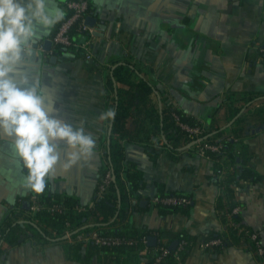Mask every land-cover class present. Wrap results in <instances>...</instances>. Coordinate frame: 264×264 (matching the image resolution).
Segmentation results:
<instances>
[{
    "label": "crops",
    "instance_id": "obj_1",
    "mask_svg": "<svg viewBox=\"0 0 264 264\" xmlns=\"http://www.w3.org/2000/svg\"><path fill=\"white\" fill-rule=\"evenodd\" d=\"M67 1L56 0L64 12ZM87 1L94 29L90 59L52 52L57 24L35 45L40 63L20 66L21 73L30 75L40 68L43 108L51 118L74 128L84 121L85 134L96 141L91 159L79 161L68 171L62 170L65 153L61 152L55 176L45 189L61 198L72 197L81 206L92 205L98 194L109 128L108 120L99 117L107 111L104 78L110 59L129 55L150 66L162 105L200 123L227 124L223 105L227 92L234 93L237 107L244 104L245 97L264 94V0H122L121 4L115 0L111 4L108 0L103 4ZM47 40L51 42L49 50L45 48ZM262 102L256 100L248 109ZM127 125L131 126L130 119ZM247 127L244 140L252 154L248 167L263 178L232 185L233 202L240 207L241 223L256 230L264 244V114L250 117ZM124 157L125 162L134 163L143 173L144 186L138 191L137 202L139 207H147L133 211L130 220L136 226L162 231L165 240L184 230L196 235V243L183 264H260L246 244H231L219 251L203 247L206 232L224 229L217 210L220 190L210 178L213 164L209 159L185 151L172 158L162 152L153 164L137 143L125 146ZM0 181L1 224L13 208H26L33 193L20 195L9 191L3 177ZM156 182L168 190L192 193L189 217H163L149 205L157 193ZM72 242L68 235L45 245L31 238L7 248L5 256H0V264H99L95 257L88 263L71 259L68 251Z\"/></svg>",
    "mask_w": 264,
    "mask_h": 264
},
{
    "label": "trees",
    "instance_id": "obj_2",
    "mask_svg": "<svg viewBox=\"0 0 264 264\" xmlns=\"http://www.w3.org/2000/svg\"><path fill=\"white\" fill-rule=\"evenodd\" d=\"M89 8L88 6L87 13L90 12ZM70 14L71 11L66 10L56 31ZM88 37L86 32H77L74 24L69 30L71 45L54 44L52 52H68L73 58H85V51L80 44ZM109 63L104 78L106 110L113 109L115 118L108 120L111 130L105 141L100 170L99 184L106 173L110 172L106 190L100 193L98 187L97 197L90 206H81L72 197L61 198L58 194L45 191L38 194L40 207L35 212L29 209V197L26 208H13L0 224V256H5L7 248L31 238L42 245L55 243L68 231V237L73 240L69 245V257L83 263H88L95 257L99 264H183L196 243V235L184 230L165 240L162 231L146 225L136 226L130 220L133 211L147 207L141 208L137 202L140 198L138 191L144 186L143 173L134 163L125 162L124 149L129 143L140 144L153 164L162 152L176 158L183 151L199 154L203 148L204 157L213 164V175L210 178H214V183L220 190L217 210L224 225L222 231L206 232L204 242L219 240L218 244L207 247L212 251H219L231 244H246L253 251L252 243L246 236L238 234L236 229L230 227L229 221L243 225L239 213H230L236 206L233 202L232 185L247 180L256 182L263 178L248 167L252 154L244 139L249 130L248 119L264 114V94L245 97L244 104L237 107L234 105V93L227 92L223 105L227 110L228 122L223 126L212 121L200 123L181 111L173 110L181 122L190 126L197 125L202 129L197 140H193L172 117V108L162 105L163 99L159 95L154 70L150 66L132 60L129 55L110 59ZM256 100L263 101L262 105L253 110L248 109ZM129 119L130 127L127 125ZM206 145H217L219 149L212 150ZM222 167L227 168L224 178L217 174ZM156 186L155 197L158 200L151 199L148 202L159 215L165 217L183 214L189 217L193 207L192 193L168 190L160 182H156ZM173 197L185 198L188 202L164 201ZM91 232H96L99 236L117 237L121 242L117 245H101L92 239L85 242L77 239L78 235ZM150 237L155 238L153 244L148 243ZM173 241H176V246L169 249ZM179 246L181 248L178 250ZM161 247L167 248V253L163 254ZM255 256L259 263L264 259V256Z\"/></svg>",
    "mask_w": 264,
    "mask_h": 264
},
{
    "label": "clouds",
    "instance_id": "obj_3",
    "mask_svg": "<svg viewBox=\"0 0 264 264\" xmlns=\"http://www.w3.org/2000/svg\"><path fill=\"white\" fill-rule=\"evenodd\" d=\"M64 16L56 0H0V160L4 161L0 177L8 181L9 191L20 195L45 192L61 152L65 153L62 170L68 171L79 161L90 160L96 146L93 137L85 134L84 121L74 128L46 113L39 67L35 75L20 71L24 63H40L37 41ZM99 118L114 120L115 111L108 109ZM10 202L15 201L10 198Z\"/></svg>",
    "mask_w": 264,
    "mask_h": 264
},
{
    "label": "built area",
    "instance_id": "obj_4",
    "mask_svg": "<svg viewBox=\"0 0 264 264\" xmlns=\"http://www.w3.org/2000/svg\"><path fill=\"white\" fill-rule=\"evenodd\" d=\"M66 9L71 11L70 16L65 19L61 25L59 26L58 30L56 31L54 37L52 38V43L53 44H61L63 46H69L71 45V40L69 38V30L71 27L76 24V31L77 32H86L89 34L88 39L84 40L81 44L80 47H82L85 51V58L90 59L92 57L91 53V42L94 37V29L92 26H89L86 23V18L88 17V6L89 2L87 0H68L66 2ZM264 51V47L262 48ZM172 117L175 119L176 123L184 129L188 137L193 140H197V137L199 134L202 132V129L199 126H190L187 123L181 122L179 119V116L176 112H172ZM207 148H210L212 150H217L219 149V146L217 145H210L207 146ZM199 154L204 156V150L203 148L200 149ZM227 168L222 167L218 169L217 174L220 178H224L226 175ZM110 180V172H107L101 183L99 184V192L103 193L106 190V186L109 183ZM153 201H157L158 198L155 196L152 198ZM165 202L167 203H187L188 200L185 198H166L164 199ZM39 203H38V195L37 194H32L30 196V206L29 209L31 212H35L36 210L39 209ZM56 208H59V206L56 205ZM240 207L235 206L231 209L230 213H239ZM229 213V214H230ZM229 226L232 227L233 229L237 230L238 234H242L243 236H246L248 238V241L252 243L253 248H254V253L263 257L264 256V244L260 238L259 233L251 229L247 226L241 225L239 223H236L234 221H229ZM66 235H68V231H66ZM78 240L81 241H87V240H94L97 244L101 245H117L121 242V239L117 237H105V236H99L96 232H91L89 234H80L77 236ZM219 240L213 239V240H208L203 242V247H210L211 245L218 244ZM181 247H178V250ZM162 253L165 254L167 253V248L161 247ZM260 264H264V259L260 262Z\"/></svg>",
    "mask_w": 264,
    "mask_h": 264
},
{
    "label": "water",
    "instance_id": "obj_5",
    "mask_svg": "<svg viewBox=\"0 0 264 264\" xmlns=\"http://www.w3.org/2000/svg\"><path fill=\"white\" fill-rule=\"evenodd\" d=\"M86 23L89 25V26H92L93 25V18L92 17H87L86 18ZM45 48L46 50H49L51 48V42L50 41H45ZM110 130H111V124L109 125V128H108V133H110ZM145 203V201L143 202ZM155 241V238L154 237H150L148 238V243L149 244H153ZM176 246V241H173L170 245H169V249H174Z\"/></svg>",
    "mask_w": 264,
    "mask_h": 264
}]
</instances>
